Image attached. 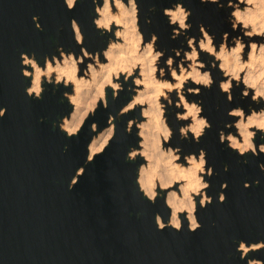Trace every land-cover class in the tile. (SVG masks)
Returning <instances> with one entry per match:
<instances>
[{
    "label": "water",
    "instance_id": "1",
    "mask_svg": "<svg viewBox=\"0 0 264 264\" xmlns=\"http://www.w3.org/2000/svg\"><path fill=\"white\" fill-rule=\"evenodd\" d=\"M135 1L145 39L156 33L158 46L166 49L163 62L174 55L173 48L186 46L183 35L172 36L165 13L178 1L191 9V36L199 38L202 23L211 33L234 32L216 2ZM103 3L0 0V264H250L254 259L264 264V247L245 254L240 248L241 241L248 246L264 242V134L256 129V152L246 153L221 138L222 130H235L227 125L237 119L232 110L250 112L261 103L252 94L242 97L243 86L235 85L231 97L222 91L220 69H211V87L200 85V92L187 93L201 101V114L209 122L200 140L192 132L190 140L181 138L173 115L172 142L184 155L204 151L206 169H211L204 176L211 199L202 204L197 197L194 227L186 213L180 226L168 223L167 189L151 198L140 187L142 159L129 157L139 142L138 128L128 131L127 123L142 117L141 108L121 113L131 97L132 79L123 81L117 95L107 88L106 102L100 101L73 134L59 122L72 110L65 97L72 85L46 81L40 96L29 93L24 54L43 63L61 46L76 58L83 56L84 70L83 48L94 54L108 46L110 32L95 20ZM112 117L114 135L90 159V143Z\"/></svg>",
    "mask_w": 264,
    "mask_h": 264
},
{
    "label": "rangeland",
    "instance_id": "2",
    "mask_svg": "<svg viewBox=\"0 0 264 264\" xmlns=\"http://www.w3.org/2000/svg\"><path fill=\"white\" fill-rule=\"evenodd\" d=\"M119 1L120 3H118ZM209 1L218 3L219 7L226 11L223 20L229 26L234 28V32L231 33L229 31L220 30L219 33H211L209 32L208 27L202 23L200 25L199 38L197 39L194 35L191 36L187 32V29L192 25L189 19L192 13L191 9L188 6H185L182 1H178L174 3L171 8H166L165 13L168 21L173 24L172 36L178 38L179 35H183L184 44H186V46L173 48L174 55L170 54L165 62L162 61V57L165 56L166 49L165 47L160 49L158 46V35L152 33V36L149 39H145L141 25L139 24V11L135 0H129L127 2L125 0H104L103 5L97 7L98 14L95 20H97L99 9L101 8H104L108 15L109 21L107 25L97 21L96 24L103 32H110L109 43L104 50L97 51L94 54L87 51L85 47L83 48L84 55L88 58L84 70H81L80 67V63L84 62L83 56L80 54L79 57L76 58L72 50L67 52L61 46H58V54H54L53 58L47 56L43 63H40L34 55L28 56L27 54H24V60L29 58L33 59L36 63V65H34L24 62L28 66L24 69V73L27 77L31 78V84L28 87L29 93L40 96L44 89V82L46 81L52 82L56 85L59 83L72 85V89L65 93V97L72 104V110L69 114L60 117L59 119L62 129L69 134L76 133L80 130L85 119L90 113L94 112L100 101L106 102L107 88L111 87L114 90V95H117L118 91L123 88V81L132 79L133 84L130 86L132 89L131 97L129 102L123 106L121 113L134 110L136 107L141 108L142 117L138 118L135 116L127 123L128 131H131L133 126L136 125L139 135L138 145L131 149L135 154H129V156L131 159H142V163L139 167L140 176L138 177V180L141 189L151 198L160 195L161 191L164 189L168 190V194L175 191L179 195H183V185L185 184L184 179H179L172 183L169 182V184L166 183L165 185H163L162 182L160 183L161 180H159L161 175L166 173L165 170H167L166 168L169 166L170 161L187 166L190 163V157L196 156L194 153H186L184 155L182 153V148L172 142L175 134L173 115L179 122L181 138L186 137L190 140V132L194 134L196 139L200 138L204 133L205 128L209 126V122L206 117L201 114V101H196L194 98L189 99L187 93L200 92V85L211 87L213 84L211 69H220V88L222 91L227 92L230 97L232 89L237 85L243 86L242 97L252 94L253 98L256 91L255 86L247 83L246 80H251L255 85H261L264 87V0ZM74 2L71 5H73ZM132 9H134V11H132ZM173 9L180 13V18L177 21L171 20L168 16V12ZM131 21H134L132 22L133 24ZM133 25L135 28L132 27ZM128 26L132 28L133 33H138L141 38L140 47L137 51L129 50L128 43L130 42V34H127L128 37L126 35ZM237 30L239 31L237 32ZM79 41L82 42V39ZM109 45H112L116 50L120 49L117 56L119 59L117 67H125L127 71L129 70V74H127L126 71L115 76L114 84H107L105 90L106 94L99 95L95 101L92 95L86 94L85 101L83 100L85 105L83 103L79 105V114H77L78 112L76 113L75 110L77 105L72 101V96L76 93L77 87L75 83L67 79V77L64 74H61L58 70L60 66L63 65L64 56L72 54V56L79 61V75L85 76L88 74L87 70L91 63L100 66L101 64L107 65L111 62V60L105 56V51ZM145 49V55L149 56L148 59L150 61L148 64H150V68H147L142 61L143 56L141 54ZM203 53H206V59L204 58ZM224 59H226V61H224ZM34 81H37L41 85V92L39 94L30 90ZM193 81L196 85H192ZM90 98L93 99L90 100ZM254 100L261 103V106L258 109L251 106L250 112H246L242 107H238L242 110V113L238 114L236 112V109L238 108H235L232 110V114H234L237 119L234 122L227 124L229 127H234L235 130H230L228 132L222 130L221 132L222 140H227L229 145L238 149L242 153L256 152L254 142L257 134L256 129H261L264 134V125L258 127L256 122H250L252 120H264V96L259 94ZM92 102H95L93 103L94 105ZM82 104L86 107V110ZM86 105H91V107ZM83 109L87 112L86 115L83 116L80 126L75 131L68 130V128H66L61 122L63 118L72 119L74 115V118H77L81 116ZM111 119L115 123L114 118L112 117ZM199 120L204 121L205 125L202 130L197 133L196 131H192L191 126ZM242 121L246 122V126L241 124ZM111 126V120L110 125L102 130H97L96 125H94L97 130L94 138L98 136L100 143L106 139L102 148L95 153L100 152L106 145H108L110 139L114 135L116 125H114L113 129ZM196 157L203 159L199 175L202 176V182L205 184L202 185L198 192H193L195 199L194 212L197 205V197L202 200L205 196L206 201L211 199L206 191V187L209 183L204 177L206 174L211 173V169H206L204 151H202L200 156ZM143 169L146 170L152 183L156 184V193L154 195H150L146 192L140 182V170ZM159 171L161 172V175L159 174L158 177V173H160ZM168 205L173 210L172 205L169 203ZM189 212V209L179 211L180 216L181 213H186L187 217ZM171 219L172 215L168 222L169 224H173ZM248 247L249 250L247 252L263 248L264 242L261 241L257 244L252 243ZM259 263H262V261L257 259L251 260L250 262V264Z\"/></svg>",
    "mask_w": 264,
    "mask_h": 264
},
{
    "label": "bare ground",
    "instance_id": "3",
    "mask_svg": "<svg viewBox=\"0 0 264 264\" xmlns=\"http://www.w3.org/2000/svg\"><path fill=\"white\" fill-rule=\"evenodd\" d=\"M67 1L69 2L70 5L74 2V0H67ZM118 3H120V1ZM134 9H132V11H134ZM129 10H130V8H129ZM126 11H125V13H126ZM130 16H132V15H130ZM168 16L171 20L177 21L180 18V13L177 10L173 9V10H170L168 12ZM131 19H132V17H131ZM96 21L99 23H104L107 25L109 19H108V15H107L104 8L99 9V16H98ZM132 22H134V21H131V23ZM74 26L76 28L77 38L79 40H81L82 39V33L79 29V26L76 22H74ZM132 27H134V25ZM130 28L131 27L128 26V30L126 33V35L130 34V37H129L130 42L128 43V41H127V43L129 44V50L137 51L138 48L140 47L141 38L139 37L138 33H136V32L133 33L132 28H131V30H130ZM128 35H127V37H128ZM118 52H120V49L116 50L112 45H109V47L105 51V56L107 58H109L111 60V62L107 65H102L100 63L102 66L101 65L97 66V65H94L91 63L88 67V70H87L88 74H86L85 76L79 75V68H78L79 61H77V59L74 56H72V54L69 56H64L63 65H61L58 70L60 71L61 74H64L67 77V79H69L73 83H75V85L77 87L76 93L72 96V101L77 105L76 109H75L76 113L79 111V108H80L79 105H81V103H83V100L85 99L86 94L92 95L94 97V101H95V99L99 95L101 96V94H103V95L106 94L105 93L106 85L107 84H114V77L115 76L120 75L121 73H124L127 71L125 67H121V66L117 67V65L119 64V59L117 58ZM145 53H146V49L141 54L143 56L142 61H143V64L147 68H150V64H148L150 61L148 59L149 56L145 55ZM224 61H226V59H224ZM24 62L25 63L28 62L29 64L36 65V63L33 59L26 58L24 60ZM127 74H129V70L127 71ZM246 81H247V83L255 86L256 91H255V94L253 96V99L257 98L259 94L264 96V87H262L261 85H255L251 80H246ZM30 90H33L36 94H39L41 92V85L37 81H34L30 87ZM92 99L90 98V100H92ZM93 103H95V102H92V104ZM86 104H90V103H86ZM84 105H83V107H85ZM86 106H89V105H86ZM89 107H91V105ZM85 110H86V107H85ZM83 111H84V109H83ZM82 112H81V116H79L77 118H74L75 115L73 114L74 116L72 117V119L63 118V120L61 122L64 124V126L66 128H68V130L75 131L80 126L82 119H83V116L86 115L87 111L86 112L84 111L83 112L84 114ZM236 112L238 114H241L242 110L240 108H238V109H236ZM77 114H79V112ZM250 122H256L258 127L264 125L263 119H261L259 121L252 120ZM241 124L243 126H246V122H244V121H242ZM111 125H112L111 127L113 129L115 123L112 119H111ZM204 125H205V122L202 120H199L191 126V129H192V131H196L198 133L202 130ZM105 141H106V139H105ZM105 141L100 143L98 136H96L92 140V142L90 143V159L92 158V156L95 154V152L97 150L102 148ZM251 144H252V142H251ZM261 149L264 151V145L261 146ZM130 154L134 155L135 152L132 150ZM202 163H203V159H201V158L199 159L196 156H192V157H190L189 165L186 166L183 164L173 163L172 161H170L169 166L166 168L167 170H165L166 173H164V175L163 174L161 175V172H160L161 170L159 171L160 173H158V177H159V174L161 175V178L159 180H161L160 183L162 182L163 185H165L166 183L169 184V182L172 183L173 181H176L179 179L185 180V184L183 185V195H179L177 192H175L173 190L174 192L169 193L168 197H167L168 203L170 205H172V207H173L171 221L176 226H179L181 223L182 218L180 216L179 211L183 210V209H189L190 210V212L188 214V219H189V222L191 223L190 225L192 227H194L198 223V221L194 215L195 199L193 196V192L194 191L198 192L200 190V188L202 187V185L205 184L204 182H202V176L199 175V170L202 166ZM81 171H82V169L79 170V172H81ZM140 172H141V177H140L141 181L140 182L142 183V186L145 188L146 192H148L150 195L151 194L154 195L156 193V184L152 183V181L149 179L150 177H148L149 175L147 174L146 170L143 169V170H140ZM221 196L223 198V194ZM205 201H206V198L204 196L201 200V203L204 204ZM157 219H158V222L160 224H163L161 217L159 215L157 216ZM240 247L243 249L244 253H246L249 250L248 245L244 242L240 243Z\"/></svg>",
    "mask_w": 264,
    "mask_h": 264
},
{
    "label": "flooded vegetation",
    "instance_id": "4",
    "mask_svg": "<svg viewBox=\"0 0 264 264\" xmlns=\"http://www.w3.org/2000/svg\"><path fill=\"white\" fill-rule=\"evenodd\" d=\"M198 140H200V138H199ZM248 185H249V184H248Z\"/></svg>",
    "mask_w": 264,
    "mask_h": 264
}]
</instances>
